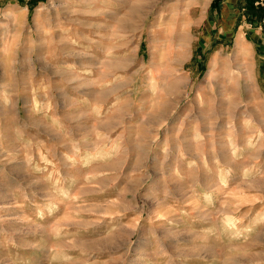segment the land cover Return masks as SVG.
<instances>
[{
  "label": "rangeland",
  "instance_id": "obj_1",
  "mask_svg": "<svg viewBox=\"0 0 264 264\" xmlns=\"http://www.w3.org/2000/svg\"><path fill=\"white\" fill-rule=\"evenodd\" d=\"M221 1L0 0V264H264V18Z\"/></svg>",
  "mask_w": 264,
  "mask_h": 264
},
{
  "label": "crops",
  "instance_id": "obj_2",
  "mask_svg": "<svg viewBox=\"0 0 264 264\" xmlns=\"http://www.w3.org/2000/svg\"><path fill=\"white\" fill-rule=\"evenodd\" d=\"M253 0H222L221 2H219V7L222 6L220 8V16H219V20L223 21L224 20V15L226 14L225 11H227V19H230V17H232L235 12H243V18L245 20V22H248V26H250L249 20L247 17V10H248V5L252 2ZM216 20H218V17L216 18ZM228 23L230 24L231 21H228ZM255 24V23H254ZM233 26V24L231 25ZM235 27V26H234ZM239 26H237L238 28ZM251 27V26H250Z\"/></svg>",
  "mask_w": 264,
  "mask_h": 264
},
{
  "label": "trees",
  "instance_id": "obj_3",
  "mask_svg": "<svg viewBox=\"0 0 264 264\" xmlns=\"http://www.w3.org/2000/svg\"><path fill=\"white\" fill-rule=\"evenodd\" d=\"M256 0H253L249 5H248V12L250 10V14H251V18L249 17L248 20H249V23L250 25L251 24H254L255 21H260L261 19L264 18V9L261 8V7H255L254 6V2ZM253 22V23H252ZM256 24V23H255Z\"/></svg>",
  "mask_w": 264,
  "mask_h": 264
},
{
  "label": "built area",
  "instance_id": "obj_4",
  "mask_svg": "<svg viewBox=\"0 0 264 264\" xmlns=\"http://www.w3.org/2000/svg\"><path fill=\"white\" fill-rule=\"evenodd\" d=\"M254 3L255 6L259 5L260 7L264 8V0H256Z\"/></svg>",
  "mask_w": 264,
  "mask_h": 264
},
{
  "label": "bare ground",
  "instance_id": "obj_5",
  "mask_svg": "<svg viewBox=\"0 0 264 264\" xmlns=\"http://www.w3.org/2000/svg\"><path fill=\"white\" fill-rule=\"evenodd\" d=\"M199 1H201V0H199ZM200 3V2H199ZM239 39H241V38H239ZM240 41V40H239Z\"/></svg>",
  "mask_w": 264,
  "mask_h": 264
}]
</instances>
